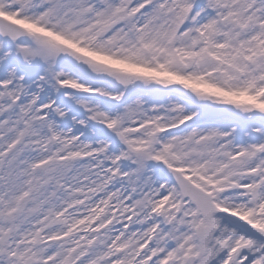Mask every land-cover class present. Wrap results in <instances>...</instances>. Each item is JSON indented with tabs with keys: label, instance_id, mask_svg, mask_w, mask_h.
I'll return each instance as SVG.
<instances>
[{
	"label": "snow or ice",
	"instance_id": "6c2138e0",
	"mask_svg": "<svg viewBox=\"0 0 264 264\" xmlns=\"http://www.w3.org/2000/svg\"><path fill=\"white\" fill-rule=\"evenodd\" d=\"M0 264H264V0H0Z\"/></svg>",
	"mask_w": 264,
	"mask_h": 264
}]
</instances>
